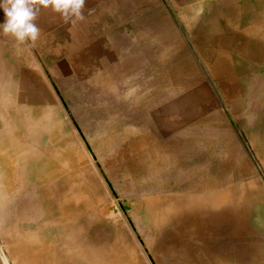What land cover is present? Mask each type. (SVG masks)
Returning a JSON list of instances; mask_svg holds the SVG:
<instances>
[{
  "label": "rangeland",
  "instance_id": "1",
  "mask_svg": "<svg viewBox=\"0 0 264 264\" xmlns=\"http://www.w3.org/2000/svg\"><path fill=\"white\" fill-rule=\"evenodd\" d=\"M259 1L86 0L82 17L42 7L35 42L0 32V109L14 100L34 104L38 121L52 123L48 133L60 131L96 161L109 186L84 158L85 188L105 214L84 216L83 246L124 242L136 264H264L262 206L248 205L233 225L216 208L189 206L194 217L181 218L178 232L161 242L138 205L153 179L147 167L159 157L176 160L177 173L163 182L209 163L217 175L225 167L238 175L231 161L237 145L256 162L252 145L264 148V22L256 19L258 32L246 34L242 15ZM36 44L53 46L42 53ZM110 137L115 141L107 143ZM238 176L248 191L250 179ZM9 199L0 205V229L30 228L39 193L28 187Z\"/></svg>",
  "mask_w": 264,
  "mask_h": 264
},
{
  "label": "bare ground",
  "instance_id": "2",
  "mask_svg": "<svg viewBox=\"0 0 264 264\" xmlns=\"http://www.w3.org/2000/svg\"><path fill=\"white\" fill-rule=\"evenodd\" d=\"M261 2L252 5V8L258 12L264 10V3ZM252 8L242 15L243 21L251 27L245 29L246 34L258 32L253 24L257 19L256 11ZM247 41L250 44L257 43V40ZM36 45L40 52L45 51L46 44ZM49 46L53 45L47 44L46 48ZM7 98L12 97L10 95ZM24 104L14 100L5 104L3 110L0 109L3 111L0 130V205L4 206L10 200L9 197L28 187L36 190L43 202L38 207L37 210L40 211L37 219L30 228L12 230L9 234L0 229V256H7L10 264H136L130 252L123 249L124 242H119L116 249L98 247L99 249L94 250L82 245L80 226L84 216L88 213L104 212L99 206V197H92L89 193L91 191L85 188L84 158L95 173L98 183L107 190L109 186L96 161L92 162L86 154L80 155L67 136L61 135L60 131L51 130L48 133L47 129L52 123L41 122V119L38 121V108L32 103ZM38 129L44 130V140H41L42 135ZM113 141L114 138L110 137L107 143ZM237 146L236 154L231 152V161L236 162L234 164L239 168L238 175H245L250 179L248 189L246 188L248 191H245L236 171L232 170L230 173L225 170L227 163L224 161L221 165L222 168L225 167L222 170L223 175H217L209 163L197 167L192 173L179 176L176 181L163 182L165 175L172 173V176L177 173L174 166L176 160L167 156L154 160L152 156L154 161L147 168L153 179L147 185L149 192L138 199V205L150 226L158 231L161 242L171 233L178 232L181 218L184 222V219L194 217L189 206L195 212H200L198 208L203 205L216 208L223 213L225 221L232 225L240 223L243 210L248 205L264 207V188L260 185L263 179L259 175L262 173L260 169L264 171V148L252 145L256 159V162H252L248 151L240 145ZM223 157L224 154L219 156L222 160ZM90 183L88 179L86 185L92 188ZM153 252L156 261L160 262L159 253L155 249Z\"/></svg>",
  "mask_w": 264,
  "mask_h": 264
},
{
  "label": "clouds",
  "instance_id": "3",
  "mask_svg": "<svg viewBox=\"0 0 264 264\" xmlns=\"http://www.w3.org/2000/svg\"><path fill=\"white\" fill-rule=\"evenodd\" d=\"M86 0H0L4 20L0 22V32L13 36L16 41L35 42L39 28L34 22L42 7H51L64 17H82ZM0 264H10L7 256H0Z\"/></svg>",
  "mask_w": 264,
  "mask_h": 264
},
{
  "label": "crops",
  "instance_id": "4",
  "mask_svg": "<svg viewBox=\"0 0 264 264\" xmlns=\"http://www.w3.org/2000/svg\"><path fill=\"white\" fill-rule=\"evenodd\" d=\"M264 10H260L259 12L256 11V17L257 19H261L263 20L264 22V13H263ZM260 14V17L258 16Z\"/></svg>",
  "mask_w": 264,
  "mask_h": 264
}]
</instances>
